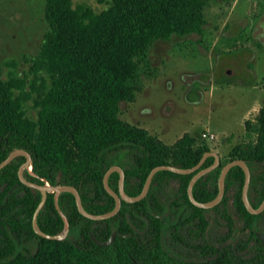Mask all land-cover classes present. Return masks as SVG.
Masks as SVG:
<instances>
[{"label": "trees", "instance_id": "16d2710c", "mask_svg": "<svg viewBox=\"0 0 264 264\" xmlns=\"http://www.w3.org/2000/svg\"><path fill=\"white\" fill-rule=\"evenodd\" d=\"M208 1L111 0L105 9L95 11L72 0H45L48 27L38 51L28 59L26 70H10L6 78H0V161L11 149L25 148L32 155L33 171L39 177L50 183L75 185L84 207L93 213L113 207L114 199L104 188L102 177L109 165L122 158L128 159L125 183L130 195L139 193L155 165L190 167L197 163L209 146L196 144L194 134L183 132L172 143H166L147 128L122 119L119 111L120 102L134 101L142 88L139 73L147 65V51L155 40L196 34L200 42L206 25L202 11ZM30 109L35 117L28 113ZM244 126L250 140L234 146V151L240 158L264 160V103L253 120L244 121ZM22 159L16 157L0 170V187L4 185L0 188V206L6 207L2 212L0 209V216H6L0 219V264H136L133 258L147 264H188L168 256L158 236L150 245L136 240L128 223V214L159 211L154 200L158 187L155 181L163 174L177 173L157 171L145 197L122 201L115 215L102 220L82 215L73 194L62 192L59 204L72 235L51 239L38 235L32 227L40 192H32L19 180L17 165ZM232 171L239 179L235 205L249 223L256 215L241 199L243 171L239 166ZM181 176V197L200 212L203 208L192 204L187 196L190 174ZM117 178L118 173L113 172L110 186L116 188ZM15 186L24 193L19 195ZM216 192V185L208 188L201 179L193 187L200 201L210 200ZM149 196L154 204L149 203ZM263 196L264 191L259 200ZM36 221L47 233L62 229L63 220L51 194ZM115 228L120 234L107 245L97 243L90 234L105 241ZM32 241L35 247L30 250L27 242ZM230 255L218 256L212 264H264V259L258 262L233 252Z\"/></svg>", "mask_w": 264, "mask_h": 264}, {"label": "rangeland", "instance_id": "374dc122", "mask_svg": "<svg viewBox=\"0 0 264 264\" xmlns=\"http://www.w3.org/2000/svg\"><path fill=\"white\" fill-rule=\"evenodd\" d=\"M95 11L111 0H72ZM45 0H0V78L27 69L47 30ZM198 35L155 40L141 67L142 88L121 101L119 116L172 143L183 132L210 142L224 159L250 140L244 126L264 103V0H209ZM36 116L33 109L28 112ZM33 250L35 242H27Z\"/></svg>", "mask_w": 264, "mask_h": 264}, {"label": "flooded vegetation", "instance_id": "af4514ba", "mask_svg": "<svg viewBox=\"0 0 264 264\" xmlns=\"http://www.w3.org/2000/svg\"><path fill=\"white\" fill-rule=\"evenodd\" d=\"M198 143H205L206 145L209 146V150H214L210 142L206 139H203L202 141H196V144ZM218 155H219V164L198 178L201 179L202 181H205L208 188H213L215 185L217 187L218 175L221 166L223 164H225L230 160L240 158L237 156V152L234 151L233 148L228 151L226 159H224V157L220 153H218ZM17 157H23L22 160L18 161V165H17V170H18L19 165L25 161V157L23 155ZM209 157H212L211 162L207 165H203V163ZM127 160H128L127 158H122L119 160L120 161L119 163H114L120 165L124 170L125 191L127 188H129L128 184L125 183L126 180L125 169H127V162H126ZM244 160L246 161L250 169L248 198L252 206L257 207L261 202V200L264 198L263 196V198L259 200V198L261 197V193L264 191V160L262 161L250 160V159H244ZM213 161H214V156L208 155L201 163V165H199V167H197L191 172L188 173L175 172L178 175H170V174L161 175L157 179V181H155V184L158 187L154 193L155 196L154 200L160 206L159 211H149V213H140V214H128V218H129L128 223L130 224L131 228L134 230V232H132V235L136 240L145 243V245L147 244L150 245V243L152 242L155 243L156 236H158V242L159 244H161L163 250L168 256L176 260H181L188 264L189 263L212 264L213 260L216 257L218 256L223 257L225 255L231 256L230 255L231 252H233L236 256L243 258L253 257L258 262H261V260L264 259V239L260 236V235L264 236V208L258 213H252L255 214L256 216L249 223L248 220H246V218L238 212L237 207L235 205V195L238 190L239 179H237L234 176V172L233 171L231 172V169L239 165H233L227 171L224 179V194L217 204L208 208L200 207L203 209L200 212H198L195 209H193L189 205V203L180 195L179 188L183 181V177L181 175L190 174L191 177L197 170L210 165ZM239 167L243 171V181H242V186H243L245 174L243 168L241 166ZM236 171H237V175H239L240 171L239 170ZM113 172H117V171L111 172L108 178V183ZM23 175L28 180L35 181L37 183H40L38 179L43 180L42 179L43 177H39V175L33 171L32 163L28 165V167L24 168ZM118 178H119V173H118ZM118 178L116 181V188L110 186L116 191L118 189ZM50 184H56V183H50ZM3 187L4 185H1L0 188ZM15 188L19 195H22L24 193V190H22L18 186L17 187L15 186ZM35 190L38 189L32 188V192H34ZM49 194L52 195L54 207L56 208L55 201H57L58 207L62 211L59 204V197L62 194V192L58 193L57 196H55L54 192H48L47 197ZM151 200H152V196H149V203L154 204V202H152ZM17 206L18 205H15L14 208H17ZM151 207L154 206H150V208ZM0 209L1 212L3 209H6L5 205L1 204ZM56 210L58 214L61 216L57 208ZM51 213L53 214V211ZM63 214L65 213L63 212ZM5 218H6L5 215L0 216L1 220H5ZM114 222L117 224L118 219H116ZM49 223L51 226L53 221L50 220ZM138 226H143V228L140 229ZM113 230H116V235L114 237L115 239L116 236H118L120 233L117 231L116 228ZM156 230L158 232H156ZM0 235L2 234L0 233ZM71 235H72L71 227L69 223V231L66 237ZM133 261L136 264H147V263H141L134 258Z\"/></svg>", "mask_w": 264, "mask_h": 264}, {"label": "water", "instance_id": "95a60500", "mask_svg": "<svg viewBox=\"0 0 264 264\" xmlns=\"http://www.w3.org/2000/svg\"><path fill=\"white\" fill-rule=\"evenodd\" d=\"M20 155H23L25 157V161L22 162L18 167L17 173H18L19 179L23 183L28 185L29 187L34 188V189H38L41 193L40 200H39L38 204L36 205L34 212H33V215H32V220H31L32 227L38 235L46 237V238L63 239L67 236L68 231H69V221H68L67 217L65 216V214H63V212L59 209L57 201H55V205H56V208L58 209L59 213L62 216L63 223H64L63 229L60 230L59 232L51 234V233L45 232L44 230H42L37 225L36 218H37L39 211L41 210V208L43 207V205L46 201V197H47L48 192H54L55 196H57L58 193L63 192V191L70 192L74 196L77 210L82 215H84L87 218L94 219V220L106 219V218L113 216L115 213L118 212V210L120 209L122 200H124L126 202H135V201L142 199L147 194L150 183L152 181V178L157 171L163 170V169H168V170H171V171H174L177 173H188V172L193 171L197 167H199V165H201V163L204 161V159L208 155H213L214 161L210 165L197 170L190 177L188 185H187L188 197L194 205L199 206V207H203V208H208V207H211V206L217 204L224 194V179H225V175H226L227 171L233 165H239L243 168L244 174H245L243 186L241 189V197H242V201H243L245 207L251 213H258L259 211H261L264 208V198L261 200V202L259 203V205L257 207L252 206V204L250 203V200L248 198V186H249V182H250V169H249V166L246 163V161L242 158L230 160L221 166V169H220V172L218 175V181H217V193L212 199L207 200V201H200L194 197L192 190H193V185L196 182V180L201 175H203L204 173L213 169L214 167H216V165L219 164V155L214 150L206 151L202 155V157L200 158L198 163H196L195 165H193L191 167H181V166L172 165V164H159V165L153 166L150 169V171L148 172L140 192L135 194V195H130L124 190V170L122 169V167L120 165H117V164L110 165L105 170L103 177H102V181H103L104 188L107 190V192L110 195L113 196L114 205L110 210L105 211V212H101V213L90 212L84 207L82 200H81L80 193H79L77 187L73 184H65V183L50 184L47 182V180L44 177L42 178L44 180L43 183H37L35 181H31V180H28L27 178H25L23 175V170L25 167H28V165H30L32 163V156H31L30 152L28 150H26L25 148L16 147V148L11 149L7 153V155L0 161V170L5 165L10 163L15 157L20 156ZM112 171H117L119 173L117 191L114 190L113 188H111L109 183H108V178H109V175L111 174ZM90 234H91L92 238L97 243L102 244V245H107L113 241V239L116 235V230H113L111 232V234L109 235L108 239L105 241H99L95 238V236L92 233H90ZM260 236L264 239L263 235H260Z\"/></svg>", "mask_w": 264, "mask_h": 264}, {"label": "built area", "instance_id": "2783aa9c", "mask_svg": "<svg viewBox=\"0 0 264 264\" xmlns=\"http://www.w3.org/2000/svg\"><path fill=\"white\" fill-rule=\"evenodd\" d=\"M201 135H202L201 137L204 139L213 140L214 138H216V134L213 132H210L208 129H206L204 132H202Z\"/></svg>", "mask_w": 264, "mask_h": 264}]
</instances>
